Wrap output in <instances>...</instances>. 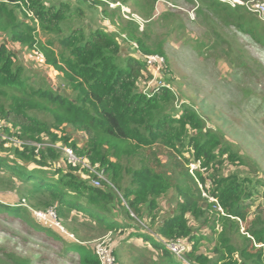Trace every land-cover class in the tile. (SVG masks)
<instances>
[{"label":"trees","instance_id":"obj_1","mask_svg":"<svg viewBox=\"0 0 264 264\" xmlns=\"http://www.w3.org/2000/svg\"><path fill=\"white\" fill-rule=\"evenodd\" d=\"M135 1L112 0L110 4ZM182 1L201 3L217 15L224 12L225 25L245 26V34L253 32V40L264 48V25L261 30L260 20L246 9L225 7L214 0ZM158 2L149 1L152 21L146 25L158 22ZM91 4L103 6L102 19L110 17L107 3ZM118 8L114 10L120 12ZM85 20L86 12L72 0H0V35L6 37L0 42V122L4 123L0 173L11 177L0 176V184L7 182L20 193L17 204L0 202V219L22 222L30 227L26 230L30 236L46 240L47 245L64 244L57 259L67 262L72 256L74 264H101L93 242L109 234L118 237L119 243L141 241L147 250H137L133 264H264V249L255 246L264 243V212L253 213L251 227L241 233V225L251 220L253 203L264 200L261 166L242 157L225 133L209 127L189 102L181 100L177 106V96L168 85L150 94L142 90L153 76L138 54L163 55V47L152 49L144 35L139 37L137 23L119 26L129 44L137 41L139 52L132 57L123 52L128 43L121 34L86 29ZM111 24L117 25L112 19ZM41 30L49 36L47 43L38 38ZM13 47L42 52L46 65L61 77L59 90L45 78L40 83L32 81L19 60L23 51ZM68 129L84 141L79 143L77 137L72 143ZM4 137L68 146L79 158L103 168L109 184L95 187L93 175L69 163L59 149L37 151ZM159 154H166L167 160L161 161ZM193 162H200L203 169L196 178L189 172ZM236 167L251 172L228 173ZM206 183L225 215L202 197L200 185ZM261 206L257 205L259 211ZM51 208L59 221L73 222L80 216L92 236L83 237L74 228L78 242L69 241L54 234L59 229H45L31 217L30 209L45 212ZM66 232L72 239L71 232ZM86 239L94 240L92 246ZM179 239L187 244L183 259L163 244ZM114 252L117 264H122V256ZM0 264L39 263L0 248Z\"/></svg>","mask_w":264,"mask_h":264},{"label":"rangeland","instance_id":"obj_2","mask_svg":"<svg viewBox=\"0 0 264 264\" xmlns=\"http://www.w3.org/2000/svg\"><path fill=\"white\" fill-rule=\"evenodd\" d=\"M57 1L59 0H50L54 3ZM72 1L86 12L84 21L86 29L99 28L104 31L110 29L121 34L122 39L127 42L121 33V27L137 23L139 31L142 32H139V37L144 35L143 37L147 39L152 49H158L160 45L163 47V55L158 56L164 59V68L157 79L168 85L176 94L177 106H180L181 100L189 102L207 119L209 127L225 133L227 140L237 147L240 155L246 159L255 160L264 173V48L253 40V32L249 36L245 34L247 30L245 26L238 27L233 22L225 25L222 21L226 18L224 12L218 15L209 12L201 3L190 5L182 0H159L155 5L156 9L154 7L155 18L157 17L158 22L150 24L152 21L149 12L151 4L147 6L150 0H137L129 5L110 4L112 0H91V3L103 1L108 4L109 12H111L108 19L101 18L102 5L98 4V7H95L86 0ZM223 5L227 7L226 4L223 3ZM118 7H120V12L114 10L119 9ZM161 7L164 9H160ZM126 10L129 11L128 14H124L123 11ZM165 13H169V16L163 18ZM130 14H134L135 18ZM111 19L118 26H113ZM148 22L150 25H146ZM257 24L262 30L264 22L259 21ZM38 32V38L43 43H47L49 36L44 35L42 30ZM5 38L0 35V42L6 41ZM13 49L17 52L23 51L19 54V60L32 81L40 83L42 78H45L46 83L48 81V84L59 89L62 83L57 71L50 66L33 63L29 57L30 51H25L22 47H13ZM123 52H128L126 54L132 57L137 56L135 54L139 52L137 41L124 46ZM67 132L72 143L77 137H79L77 139L79 143L84 141L80 134L70 129ZM159 156L161 161L167 160L166 154H159ZM227 169L225 168V171ZM238 170L244 173L251 172L249 168L245 170L244 167L241 169L236 167V169L230 168L228 173L239 172ZM0 176L11 178L7 173H0ZM262 177L264 179V176ZM14 181L18 184L17 180L14 179ZM17 190L18 188H10L7 182L0 184V202L17 204L20 197ZM261 204L263 206L259 211L257 205ZM164 207L168 209L167 204ZM261 211L264 212V200L259 199L253 203L251 220L241 225V233L246 234L247 229L251 227L253 213L260 214ZM262 215L264 216V213ZM31 217L34 219L32 214ZM78 217L73 222L58 219L63 232L58 233L53 230L54 234L64 239L68 238L69 241L78 242L72 231L76 228L83 237L92 236L93 231L83 224L84 220L80 216ZM34 221L37 223L36 219ZM18 223L19 225L7 223L0 219V248L15 251L39 264H74L73 261L76 260L72 256L67 262L57 259V255L65 247L64 244L47 245L44 243L46 240L30 236L26 232L30 230V227L22 222ZM42 227L51 229L43 225ZM65 228L71 232L72 239L67 236ZM43 237L47 238V236ZM86 240H89L85 242L87 245L95 243H90L94 240ZM104 240L109 243L112 241L113 248L116 246L114 251L116 250L118 255L122 256V264H133L132 257L138 255L137 250H147L143 248L141 241L130 239L128 243H119L120 239L111 234L96 242ZM263 244L255 243L256 246H264ZM151 255L152 251L147 254L148 258Z\"/></svg>","mask_w":264,"mask_h":264},{"label":"built area","instance_id":"obj_3","mask_svg":"<svg viewBox=\"0 0 264 264\" xmlns=\"http://www.w3.org/2000/svg\"><path fill=\"white\" fill-rule=\"evenodd\" d=\"M221 3L227 4L232 8L236 7H243L246 9L249 13L255 15L260 21L264 22V1L262 0H218ZM165 3V2H163ZM124 9V8H123ZM158 11V10H157ZM124 14H128L129 11H123ZM31 16V14H29ZM130 16H134V14H130ZM30 58L32 59V62L39 65H46V58L45 55L40 52L38 49L34 48L32 51H30ZM138 57L142 60V62L148 67L149 71L152 74V79L149 83L146 84L143 91L145 93L150 94L155 88H158L160 86H163L164 83L161 81H158L157 77L160 76L162 73V70L164 68V59L158 56V54H151V55H144L142 57ZM171 91L172 89L168 87ZM4 127V123L0 122V137H3L2 134V128ZM8 141L13 143L14 145L24 146V145H30L33 146L38 150L45 147H51L55 149L61 150L63 155L67 158L69 163L73 165H81L83 168H86L92 175L93 180L92 184L95 187H100L103 183H108L106 172L103 168L100 166H94L85 161L82 158H79L68 146L60 147V145H54L51 143H34L31 144L29 142L21 141L17 138H7ZM203 171L202 166L200 162L196 163L193 162L189 166V172L193 177H197L196 173ZM210 187H212L209 183L203 187L200 185V189L202 191V197L206 199L209 203L215 205V209L220 212L222 215H225L221 206L219 205L218 201L211 195L209 192ZM34 219L38 223H40L43 226L49 227V228H57L61 232V225L58 222V215L54 208L49 209L48 211L41 212V211H34L30 209ZM249 236V235H248ZM250 237V236H249ZM110 241V240H109ZM166 249H168L173 255H175L178 259H183V255L185 251L187 250V244L182 239L179 240H173L168 243H163ZM264 245V244H263ZM256 246V245H255ZM257 248H264V246L259 245L256 246ZM94 253L99 258L101 264H116V258L113 248L112 241L111 243L107 242L106 240L101 241L99 243L95 242L93 245Z\"/></svg>","mask_w":264,"mask_h":264},{"label":"water","instance_id":"obj_4","mask_svg":"<svg viewBox=\"0 0 264 264\" xmlns=\"http://www.w3.org/2000/svg\"><path fill=\"white\" fill-rule=\"evenodd\" d=\"M55 89H57V88H55ZM57 90H59V89H57ZM64 94H66V95H69L66 91H64V90H61Z\"/></svg>","mask_w":264,"mask_h":264},{"label":"crops","instance_id":"obj_5","mask_svg":"<svg viewBox=\"0 0 264 264\" xmlns=\"http://www.w3.org/2000/svg\"><path fill=\"white\" fill-rule=\"evenodd\" d=\"M243 8V7H242Z\"/></svg>","mask_w":264,"mask_h":264}]
</instances>
